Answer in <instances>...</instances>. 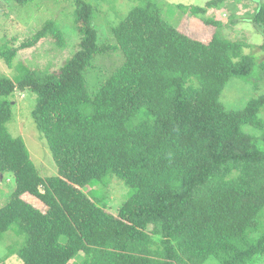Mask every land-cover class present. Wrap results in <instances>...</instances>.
<instances>
[{
	"label": "trees",
	"instance_id": "16d2710c",
	"mask_svg": "<svg viewBox=\"0 0 264 264\" xmlns=\"http://www.w3.org/2000/svg\"><path fill=\"white\" fill-rule=\"evenodd\" d=\"M69 1L79 36L59 67H30L19 53L42 39L66 44L55 19L20 44L14 36L0 43V58L14 69L12 76L0 73V173L10 172L14 185L0 206V239L11 228L18 236L1 259L258 264L264 259V92L242 108L227 107L221 95L232 77L262 76L264 60L244 51L250 44L223 35L221 21L204 16L227 0L184 6L216 26L209 42L178 30L157 0H135L101 39L96 3L109 0ZM244 14L264 24V1ZM230 16L227 25L235 22ZM116 52L119 65L98 63ZM26 89L36 94L31 115L55 174L40 172L24 137L12 130L13 97ZM110 175L131 189L115 211L88 189Z\"/></svg>",
	"mask_w": 264,
	"mask_h": 264
},
{
	"label": "rangeland",
	"instance_id": "374dc122",
	"mask_svg": "<svg viewBox=\"0 0 264 264\" xmlns=\"http://www.w3.org/2000/svg\"><path fill=\"white\" fill-rule=\"evenodd\" d=\"M157 1L161 4L164 16L172 23L178 25V30H182L189 36L201 41H210L216 31V26L208 24L200 16L194 15L189 10L184 11L185 5L204 6L207 0ZM263 1L227 0L226 4L220 8L208 9L204 16H213L215 20L221 21L219 30L223 35L229 39L240 40L250 44V47H244V51L252 53L256 59L260 56L264 60V51L260 48V45L264 44V24L248 21L249 16L244 14L247 11L254 12L257 5ZM134 3L135 0H109L96 3L100 7V15L96 19L95 24L101 39L109 36L108 29L110 24H116L121 16L129 11L131 4ZM72 8L69 0H32L28 4L22 5L16 4L13 0H0V43L14 36L18 38L16 44H20L39 28L41 29L42 24L47 19H55L62 27V31H64L66 44L58 46L50 40L42 39L33 47L19 50L20 57L28 66L38 67V69H55L73 53L75 44L78 41V30L70 16ZM102 9L108 10V12L106 13ZM231 13L236 15V17L232 18V21L235 22L227 25L231 18ZM121 61L122 56H119V52H116L108 54L103 60L99 59L98 63L114 68ZM16 63H18L17 59ZM0 73H6L10 76L14 74V69L9 68L2 58H0ZM88 78L92 85L95 78L94 75L89 74ZM258 78L255 76H249L248 78L232 77L221 95V100L229 108H242L252 96L264 92V74ZM35 98L36 94L32 90H19L15 93L13 104L17 113V130L11 125L12 130L14 134H21L24 137L25 143L40 172L45 175L55 174L57 168L53 156L31 115ZM262 116H264L263 112ZM11 179L12 174L10 172L0 173V206L5 204L11 194L14 186L12 181H10ZM104 184L106 186H103ZM94 185H88V189L94 188L99 201H101L102 197L113 211L131 192V189L123 180L111 175L104 179L103 182L100 181ZM14 237L16 238L14 239ZM13 239H18L13 228L5 232L3 238L0 239V264H23L17 254H9L1 259L8 250L7 245L12 243ZM258 264H264V259L260 258Z\"/></svg>",
	"mask_w": 264,
	"mask_h": 264
}]
</instances>
